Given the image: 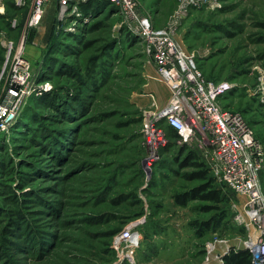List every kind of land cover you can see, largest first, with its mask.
<instances>
[{"label":"rangeland","instance_id":"obj_1","mask_svg":"<svg viewBox=\"0 0 264 264\" xmlns=\"http://www.w3.org/2000/svg\"><path fill=\"white\" fill-rule=\"evenodd\" d=\"M33 1L0 0V101L22 42L30 83L42 87L0 132V264H126L118 262L113 239L142 217L131 264H223L252 232L235 222L228 195L210 212L200 208L208 204L203 201L178 202L201 183L185 178L194 170L179 166V144L162 148L149 164L143 117L162 105L158 94L166 96L168 88L125 14H84L77 4L59 20L58 1L49 0L41 24L30 28ZM135 1L154 27L178 17L179 41L206 77L234 84L221 103L241 112L264 146V0ZM99 22L85 36L92 46L46 57L55 28L71 41L86 24ZM56 57L65 71L53 74L61 67L51 60ZM92 57H100L98 66ZM68 90L86 101L84 115L65 111ZM49 92L53 101L40 99ZM261 182L264 191V165ZM222 213L217 231L197 234L195 221Z\"/></svg>","mask_w":264,"mask_h":264},{"label":"built area","instance_id":"obj_2","mask_svg":"<svg viewBox=\"0 0 264 264\" xmlns=\"http://www.w3.org/2000/svg\"><path fill=\"white\" fill-rule=\"evenodd\" d=\"M49 0H34L27 21L38 27ZM58 19L64 20L77 11V4L90 0H57ZM120 7L131 31L138 36L144 50L156 64L157 72L167 85L169 95L164 105L145 111L142 134L151 161L169 145L167 126L178 135L176 144L195 150L209 169L217 188L232 197L234 220L256 232L243 248L252 252V264H264V191L261 171L264 146L245 116L225 107L221 100L234 88L226 79H209L198 66L194 53L188 52L177 36L178 17L167 26L154 27L142 15L135 0H105ZM77 8V9H76ZM23 42L11 62L6 91L0 101V132L10 129L20 108L31 94H40L41 85L33 86L31 64L22 55ZM44 89H46L44 87ZM145 218L131 221L115 235L112 247L119 253V263H133L134 248L140 243V226ZM210 250V249H209Z\"/></svg>","mask_w":264,"mask_h":264},{"label":"trees","instance_id":"obj_3","mask_svg":"<svg viewBox=\"0 0 264 264\" xmlns=\"http://www.w3.org/2000/svg\"><path fill=\"white\" fill-rule=\"evenodd\" d=\"M80 10L84 14H90V13L96 12L98 13V15H103V14H107L110 12L119 13L120 7L110 2H106V1L90 0L87 2L80 3ZM57 23L59 22L57 21ZM100 26H101V22H99L95 26H94V23L92 25H90L89 23L86 24L82 28V33L80 35H74L71 41H66V39L65 40L60 39L59 37L60 33L58 31V28L57 29L55 28L54 35L52 38V40L54 39V41L48 46L47 51H46V57L52 53V50H53V53L50 55L52 57H54L55 54H63V55H66L67 57L72 56V55L73 56L77 55V53L82 49V45L85 44V48L92 46V42L84 43V41L86 40L85 36L88 34L89 30L92 31L93 29L99 28ZM62 45L64 46L63 49L61 47ZM109 50H111V45L107 49H105L103 56H106L107 53L110 52ZM51 60L52 61L54 60L55 65H59V66L61 65V63H64L63 60L57 57L51 58ZM99 60H100V57H92L90 59L91 63L96 66H98L97 62ZM71 67H72V64L68 66V69L73 71V68ZM58 70L59 71L54 69L53 70L54 72L52 73L54 74L56 72H59V73L64 72L65 71L64 65H61L60 69ZM87 71H89V74L92 73V69L90 66H88ZM69 73H71V76L76 75V73H72V72H69ZM69 91L70 90H68L66 93L69 101H67V106H66L65 111L69 112L68 114H70V112L74 109L77 115L78 114L84 115L86 101L83 100L82 95L80 93H71ZM53 95L55 94L50 93V92L43 93L40 96V99H45L51 102L53 101V98H54ZM226 96L224 98H226ZM63 101L64 99L62 98L61 102L63 103ZM73 102L74 104H77V105H72ZM57 108L59 111H61L59 107ZM167 130L171 138L169 145H173V146L177 145L176 144V140L178 137L177 133L168 126H167ZM179 153L184 156L183 160L180 161L179 166L183 169L192 168L194 170L190 173H184L185 178H187L188 180H200L201 183L193 187L189 192L178 195L177 196L178 202L182 206H186L187 202L191 200H199V201L206 202L208 204L200 206L202 211H205V212H210L211 210L219 208L218 206L222 202L225 201L227 195L221 189L216 187L214 183V179L211 176L209 169L200 160L198 153L195 150L188 148L187 146H180ZM224 214L225 213H222L221 215H217L215 218H212L210 220L208 219V220L201 221V222L195 221L194 223H195L197 234L201 237H204L206 236L207 233H209V231L210 232L217 231L219 228L218 226H221V223L224 222V219H225ZM204 250L206 251V247ZM126 264H131V263L129 261H126ZM223 264H252V252L247 248H240V249L233 248L230 252H228L227 254L223 256Z\"/></svg>","mask_w":264,"mask_h":264},{"label":"crops","instance_id":"obj_4","mask_svg":"<svg viewBox=\"0 0 264 264\" xmlns=\"http://www.w3.org/2000/svg\"><path fill=\"white\" fill-rule=\"evenodd\" d=\"M48 18H50V17H48ZM168 88V87H167ZM166 93H167V95L166 96H163V94H158V98L160 99V102H162V105H164L165 104V102H166V100H167V97H168V95H169V91L168 90H166ZM161 105V106H162ZM223 262V261H222Z\"/></svg>","mask_w":264,"mask_h":264},{"label":"bare ground","instance_id":"obj_5","mask_svg":"<svg viewBox=\"0 0 264 264\" xmlns=\"http://www.w3.org/2000/svg\"><path fill=\"white\" fill-rule=\"evenodd\" d=\"M257 236H258V234H257L256 232H254V233H253V238H252V239H253V240H252V241H253V242H252L253 244H256V242H257ZM213 247H214V246L212 245L210 249L213 250ZM215 258H216V257H215ZM215 258H214V259H215Z\"/></svg>","mask_w":264,"mask_h":264}]
</instances>
